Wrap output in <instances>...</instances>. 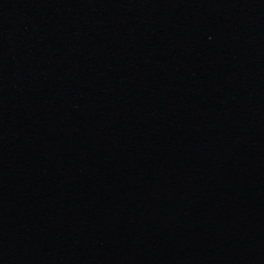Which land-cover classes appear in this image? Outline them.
I'll use <instances>...</instances> for the list:
<instances>
[{
	"label": "water",
	"instance_id": "95a60500",
	"mask_svg": "<svg viewBox=\"0 0 264 264\" xmlns=\"http://www.w3.org/2000/svg\"><path fill=\"white\" fill-rule=\"evenodd\" d=\"M0 264H264V0H0Z\"/></svg>",
	"mask_w": 264,
	"mask_h": 264
}]
</instances>
